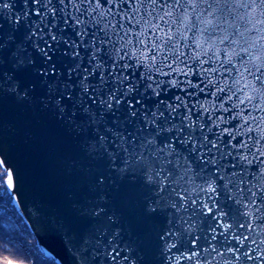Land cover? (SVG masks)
Returning <instances> with one entry per match:
<instances>
[{"label":"snow or ice","instance_id":"snow-or-ice-1","mask_svg":"<svg viewBox=\"0 0 264 264\" xmlns=\"http://www.w3.org/2000/svg\"><path fill=\"white\" fill-rule=\"evenodd\" d=\"M19 2L0 0V95L38 103L103 166L90 227L61 230L72 264H144L109 203L125 180L159 264H264V0ZM10 154L0 212L20 239L0 254L61 264L31 243L41 209L21 211Z\"/></svg>","mask_w":264,"mask_h":264},{"label":"water","instance_id":"water-1","mask_svg":"<svg viewBox=\"0 0 264 264\" xmlns=\"http://www.w3.org/2000/svg\"><path fill=\"white\" fill-rule=\"evenodd\" d=\"M20 6L17 0V9ZM0 149L11 153L5 163L20 174L25 218L35 210L34 204L41 209L39 220L33 221V231L38 233L33 237L35 243L51 251L61 264H72L74 249L61 230L90 227L85 212L96 203L94 179L103 171L102 163L85 158L78 142L52 113L11 95H0ZM107 191L110 207L123 217L131 239L143 247L144 264H159L148 239L153 224L140 211L145 194L141 184L118 181ZM163 222L166 225V219Z\"/></svg>","mask_w":264,"mask_h":264},{"label":"trees","instance_id":"trees-1","mask_svg":"<svg viewBox=\"0 0 264 264\" xmlns=\"http://www.w3.org/2000/svg\"><path fill=\"white\" fill-rule=\"evenodd\" d=\"M7 215V214H6ZM13 221H15V216L12 217ZM15 225L10 222L9 218H6L3 212H0V237L5 239H16L20 238L17 236L15 232ZM31 243L36 244L34 238H31ZM14 250H10L9 253L0 254V264H7L8 260H12L13 264H16L17 261L21 259L19 255L13 254ZM35 254L39 255L37 251ZM34 257H30L25 261V264H33Z\"/></svg>","mask_w":264,"mask_h":264}]
</instances>
